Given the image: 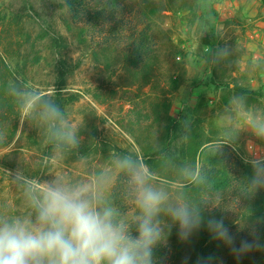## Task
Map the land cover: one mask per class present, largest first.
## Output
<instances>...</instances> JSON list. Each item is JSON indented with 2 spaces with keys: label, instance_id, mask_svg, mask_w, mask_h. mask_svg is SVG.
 Listing matches in <instances>:
<instances>
[{
  "label": "rangeland",
  "instance_id": "374dc122",
  "mask_svg": "<svg viewBox=\"0 0 264 264\" xmlns=\"http://www.w3.org/2000/svg\"><path fill=\"white\" fill-rule=\"evenodd\" d=\"M146 1L152 4L117 2L122 23L114 28L86 14L74 22L64 0H0V217L34 215L28 186L16 176L37 187L62 178L96 184L116 221L135 235L137 170L170 201L222 220L243 212L247 187L233 177L264 156V0H151L158 20L150 55L145 18L134 19ZM53 30L68 42L60 139L73 146L67 137L75 136L87 156L50 145L54 124L40 100L57 91ZM169 118L179 129L168 134ZM120 151L137 155L139 168L128 167ZM154 152L161 157L152 159ZM213 162L229 175L212 195L201 178ZM159 219L171 253L160 245L158 264H184L209 235L202 229L182 242L170 218Z\"/></svg>",
  "mask_w": 264,
  "mask_h": 264
},
{
  "label": "clouds",
  "instance_id": "9594fccd",
  "mask_svg": "<svg viewBox=\"0 0 264 264\" xmlns=\"http://www.w3.org/2000/svg\"><path fill=\"white\" fill-rule=\"evenodd\" d=\"M46 112L61 115L59 107L42 99ZM76 145L75 136L67 137ZM248 163L253 174L250 187L264 189V156ZM128 167L138 169L136 161L126 159ZM28 186L29 204L34 215L0 217V264H158L156 249L165 238L161 213L172 221L182 242L206 229L214 240L229 247L239 260L261 246L235 238L222 219L205 220L199 207L186 201L173 202L166 192L148 184V176L137 170L136 202L140 209L136 234L123 222L116 221L114 209L107 206L98 186L93 183H68L56 178L37 187L23 176H16ZM214 257H200L196 264H214ZM185 257L184 264H188Z\"/></svg>",
  "mask_w": 264,
  "mask_h": 264
},
{
  "label": "trees",
  "instance_id": "16d2710c",
  "mask_svg": "<svg viewBox=\"0 0 264 264\" xmlns=\"http://www.w3.org/2000/svg\"><path fill=\"white\" fill-rule=\"evenodd\" d=\"M65 4L63 7L72 11L73 21L77 22L82 20L81 16L85 18V14L88 19L99 20L101 17L104 21L108 23H113L114 28H117L119 23L122 21L118 20L117 12L119 9L117 8V2H122L123 0H97V7L92 9H87L85 5L87 4V0H64ZM90 1V0H89ZM152 4H149L147 1L145 4L139 5V10L137 12L136 17L134 19L137 21L138 16L142 13V16L145 18L143 21L146 26V34L149 36L151 33L152 36L150 39V43L147 46L146 51L149 52V55L153 53L154 48L156 47V40L154 37V30L157 25V10L153 1L149 0ZM99 3V4H98ZM119 7V5H118ZM140 26L136 22L134 28ZM52 42L56 54V64H55V72H56V93L48 99L52 103L56 104L59 109L61 115L59 117L52 116V121L54 124L53 132L50 140V145L54 147H58L61 150H70L72 152H79L81 156H87L91 153V150L86 146H70L67 142L60 139L59 127L62 121L63 113L65 111V106L67 100L65 96L62 94V90L66 86V81L69 77V64L68 61L63 57V54L68 51V42L63 34L59 30H53L52 32ZM145 47V42L140 40L136 42V48L138 55L139 51ZM141 59V58H139ZM239 93H244L241 88L236 89ZM177 120L173 118L168 119L167 129L169 132L177 131L179 128L177 125ZM121 153H125L128 156V159L136 161L140 163L139 157L135 154H128L124 151H120ZM160 152H154L153 158L161 157ZM152 160H149L147 163H151ZM220 163V162H219ZM218 162H213L209 166V169L204 171V174L201 178L205 183L210 184V188L206 189L209 193H216L218 190L220 192L219 182H221L222 178L228 176L229 173H226L225 168H219ZM243 170L239 173L238 176L233 177L236 178L239 184L243 183L247 189L245 192H240L242 199H244L245 205H243V212H240V215L235 214L230 218H225L223 221L225 225L228 227L230 233L235 238L237 245L242 240H248L250 242L254 241L258 243L261 248L259 250H254L247 255L242 256L239 260L232 254L231 250L228 246L223 244L220 241L214 240L209 234L207 237L201 236L200 240L197 243V246L194 250V253L189 257L188 264H196V261L200 257H207L211 255L214 257V264H264V189H260L258 191H253L250 187V179L253 174L252 166L250 164H246L243 166ZM232 170V169H231ZM245 170V171H244ZM238 173V169H236L235 174ZM234 174V175H235ZM233 175V176H234ZM232 177V175H231ZM243 179V180H242ZM242 180V181H241ZM207 184V185H208ZM202 188V187H201ZM198 188L199 193L201 189ZM216 192H213L216 190ZM208 192L205 195L210 196ZM244 193L246 194L244 196ZM202 194V196L206 197ZM213 195V194H212ZM203 212V211H202ZM204 213L206 215H210V217L218 218L217 214ZM240 216V217H239ZM205 236V235H204ZM161 247H163L166 254L171 253V249L169 245H164L160 243Z\"/></svg>",
  "mask_w": 264,
  "mask_h": 264
}]
</instances>
